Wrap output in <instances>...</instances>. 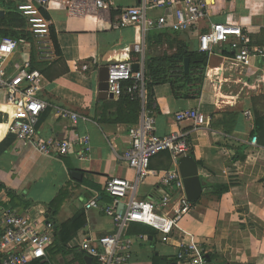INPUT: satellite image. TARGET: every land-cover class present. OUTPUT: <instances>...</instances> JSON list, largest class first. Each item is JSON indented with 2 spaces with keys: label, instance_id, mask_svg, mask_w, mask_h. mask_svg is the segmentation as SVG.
Segmentation results:
<instances>
[{
  "label": "crops",
  "instance_id": "crops-1",
  "mask_svg": "<svg viewBox=\"0 0 264 264\" xmlns=\"http://www.w3.org/2000/svg\"><path fill=\"white\" fill-rule=\"evenodd\" d=\"M69 1L70 6L52 5L46 12L63 59L43 62L47 66L41 73L44 81L39 98L48 108L40 117L37 139L88 136L90 152L85 154V146L78 143L66 156H45L33 145L20 144L7 131L17 110L6 105L0 95V206L21 216L52 221L54 237L63 225L83 215L66 233L71 237L68 247L72 253L57 254L53 264H82L79 257L86 264V255L70 245L112 236L117 229L111 218L100 211H86L85 204L96 199L101 205H111L106 182L114 177L129 181L136 178L121 157L131 147L129 128L100 124L96 116L104 102L98 99L99 69L111 61L128 58L136 64L132 55L137 54L131 50L138 31L117 29L119 14L144 0H110L109 11L97 10L95 0ZM223 8L225 13L213 14L211 10L209 17L194 28V37L189 40L194 51L201 32L212 23L225 21L242 26L252 44L264 48V0H226ZM114 12L119 14L113 18ZM225 50L233 56L228 44L208 55L202 86L192 90L194 100L177 99L168 84L155 89L156 133L161 137L173 132L189 133L203 194L193 203L192 212L170 244L162 243L157 232L155 238L139 235L145 240H138L139 236L131 235L138 225L131 224L127 232V238L135 240L131 264H153L155 257L170 259L173 264H189L178 259L180 243L201 245L210 264H264V122H257V114L264 116L263 104L258 101L262 95L257 92L263 62L255 60L250 67L233 69L231 57L223 55ZM84 65H88L87 71L82 69ZM187 110L202 113L207 126L196 131L190 121L177 123L176 115ZM67 114L77 115L78 121L74 123ZM253 137H257V145ZM174 167L167 154L151 161L153 171ZM75 173L80 178L76 179ZM162 192L157 178L150 177L140 186L138 198L155 201ZM56 200L58 207L51 208ZM3 232L0 226V260L6 253L1 247ZM49 250L46 262L52 261Z\"/></svg>",
  "mask_w": 264,
  "mask_h": 264
},
{
  "label": "built area",
  "instance_id": "built-area-1",
  "mask_svg": "<svg viewBox=\"0 0 264 264\" xmlns=\"http://www.w3.org/2000/svg\"><path fill=\"white\" fill-rule=\"evenodd\" d=\"M17 12L27 22L28 38L13 39L0 37V95L5 103L17 111L7 126L8 134L13 135L22 145H33L45 156L63 157L79 143L85 146V154L90 152V138H66L64 140H39L37 128L42 113L48 104L39 98L44 77L32 68L31 52L36 49L41 62H52L56 55L51 40V23L44 16L52 5L70 6L69 0H13ZM216 0H144L136 7L123 9L116 23L117 29H136L138 40L132 53L139 55V71L133 72L131 59L111 61L109 67V93L118 100L123 93L141 101L142 110L139 124L129 128L131 147L121 157L136 173L134 181L114 177L106 182V193L112 199L111 205H101L96 199L85 204L86 211H100L114 221L116 233L96 240H84L71 244L70 248L79 250L91 257L96 264H131L135 240L127 238L131 224L150 227L164 244L175 240L176 230L190 215L194 204L189 201L184 182L178 169L179 160L191 155L189 133L173 132L161 137L156 133L155 107L147 106L146 62L147 54L152 52L148 44L149 34L153 31H171L194 37V28L209 17ZM97 10L112 9L110 0H95ZM230 45L233 56L229 59L233 69L250 67L253 61L263 64L260 68L257 92L264 97V48L252 44L242 26L231 22L212 23L198 35L197 51L211 56L216 48ZM172 53L168 46H158L153 53ZM87 71L88 65L82 67ZM126 82L132 86L124 87ZM74 123L77 115L67 114ZM192 122L193 130L207 126L206 117L197 110H187L176 115V122ZM257 137L252 142L257 145ZM168 152L173 160L174 169L157 172L151 170V161L158 155ZM150 177L157 178L163 189L158 200L138 198L139 188ZM125 201L127 203L125 204ZM124 206L120 211V206ZM0 226L3 227L1 247L6 253L0 264H30L46 261L48 250L53 246L55 224L43 217L21 216L10 209L0 206ZM138 240H145L139 236ZM178 259L189 264H210L205 252L198 244H179Z\"/></svg>",
  "mask_w": 264,
  "mask_h": 264
},
{
  "label": "trees",
  "instance_id": "trees-1",
  "mask_svg": "<svg viewBox=\"0 0 264 264\" xmlns=\"http://www.w3.org/2000/svg\"><path fill=\"white\" fill-rule=\"evenodd\" d=\"M226 0H216L214 6L211 7L213 14H223L225 13L224 4ZM220 8V10H218ZM0 10L4 11V17H0V37L1 38H13L21 39L28 38L29 34L27 33V22L24 17H22L16 8V4L13 0H0ZM44 16L49 19V16L46 12L43 13ZM119 12L112 13L114 18L118 15ZM120 15V14H119ZM51 40L54 46V51L56 58L61 61L63 59V53L58 42L57 34L54 28H51ZM148 44L152 52L147 54L146 62V91H147V106L149 108L156 106V95L155 89L158 86L170 85L174 97L177 99L185 100H194V92L192 90L194 87H198L199 90L203 83V74L207 66L209 56L208 54H202L198 51H194L191 47V42L189 41L186 35L181 33H174L171 31H153L149 34ZM168 46L169 50H175V52L169 54L166 53H153V49L158 46ZM224 56L232 57L231 53H228L227 50L223 52ZM190 59V71L187 75L184 70L185 59ZM133 62L139 61V55H132ZM47 64L41 62L38 58L36 49H33L32 52V68L40 71L42 74L45 73L44 68ZM181 73L179 78H172L170 76L171 72ZM133 82H126L124 87L132 86ZM261 101L264 108V97H259L258 101ZM141 101L138 99H132L126 93H123L118 100L113 101H104L102 102L101 111L97 113L96 119L98 123H110L114 125H124L128 128H131L140 122L141 118ZM264 115V114H263ZM262 119L264 122V116L261 118L260 114H257V122ZM167 154L171 160V156L168 152H164L160 155ZM191 154V153H190ZM10 196L11 193H9ZM59 205V200L51 203V208H57ZM57 212V211H55ZM83 215L77 216L70 224L63 225L61 227V232L58 237L53 238L54 246L50 248V262L46 261H34L30 264H53V257L57 254L72 253V250L69 249L68 244L71 240V237H66V233H69L71 227L75 225ZM136 231L133 234L134 236L144 235L149 239L151 237L155 238V232H153L150 227L137 224ZM82 253V252H81ZM85 255L84 253H82ZM79 261L84 264L82 257H79ZM174 261L167 258L155 257L153 264H173Z\"/></svg>",
  "mask_w": 264,
  "mask_h": 264
},
{
  "label": "water",
  "instance_id": "water-1",
  "mask_svg": "<svg viewBox=\"0 0 264 264\" xmlns=\"http://www.w3.org/2000/svg\"><path fill=\"white\" fill-rule=\"evenodd\" d=\"M4 11L0 10V17H4ZM133 72L139 71V65H133ZM184 70L188 75L190 71V59H185ZM98 99L101 101H113L115 97L109 93V67L105 66L99 69L98 72ZM179 172L184 182L186 195L192 203H197L203 194V182L199 175V166L192 155L184 156L179 160ZM73 176L78 179L80 174L75 173ZM124 206H120L119 210L122 211ZM86 264H96V262L89 256L85 257Z\"/></svg>",
  "mask_w": 264,
  "mask_h": 264
},
{
  "label": "rangeland",
  "instance_id": "rangeland-1",
  "mask_svg": "<svg viewBox=\"0 0 264 264\" xmlns=\"http://www.w3.org/2000/svg\"><path fill=\"white\" fill-rule=\"evenodd\" d=\"M189 40H190V38H189ZM190 41H191V40H190ZM180 75H181V73H179V72L176 73V72H173V71H172V72L170 73V76H171L172 78H176V77L179 78Z\"/></svg>",
  "mask_w": 264,
  "mask_h": 264
}]
</instances>
